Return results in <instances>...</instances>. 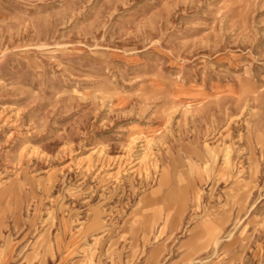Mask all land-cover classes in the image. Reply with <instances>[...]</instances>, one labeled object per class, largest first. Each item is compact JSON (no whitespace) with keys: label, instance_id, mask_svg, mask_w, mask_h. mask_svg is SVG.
Listing matches in <instances>:
<instances>
[{"label":"rangeland","instance_id":"obj_1","mask_svg":"<svg viewBox=\"0 0 264 264\" xmlns=\"http://www.w3.org/2000/svg\"><path fill=\"white\" fill-rule=\"evenodd\" d=\"M0 264H264V0H0Z\"/></svg>","mask_w":264,"mask_h":264},{"label":"bare ground","instance_id":"obj_2","mask_svg":"<svg viewBox=\"0 0 264 264\" xmlns=\"http://www.w3.org/2000/svg\"><path fill=\"white\" fill-rule=\"evenodd\" d=\"M192 191V190H191Z\"/></svg>","mask_w":264,"mask_h":264}]
</instances>
